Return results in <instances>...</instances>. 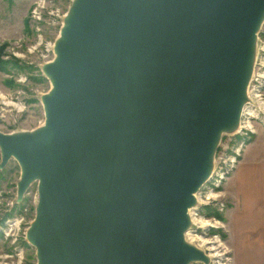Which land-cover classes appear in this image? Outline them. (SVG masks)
Wrapping results in <instances>:
<instances>
[{"label": "water", "instance_id": "1", "mask_svg": "<svg viewBox=\"0 0 264 264\" xmlns=\"http://www.w3.org/2000/svg\"><path fill=\"white\" fill-rule=\"evenodd\" d=\"M264 0H72L42 66L43 123L0 132L36 182L35 264H190L187 211L235 132Z\"/></svg>", "mask_w": 264, "mask_h": 264}, {"label": "rangeland", "instance_id": "2", "mask_svg": "<svg viewBox=\"0 0 264 264\" xmlns=\"http://www.w3.org/2000/svg\"><path fill=\"white\" fill-rule=\"evenodd\" d=\"M71 1L0 0V58L6 61L4 71L0 70L1 133L30 131L43 123L41 96L48 91L49 81L42 66L54 57L53 43ZM257 37L262 51L256 61L261 63L264 61V20ZM12 60L16 61V66L10 64ZM258 73H264V66L258 68ZM260 85L261 90L255 94L259 95L263 106L264 78ZM252 105L259 106L254 102ZM246 109L251 112L250 108ZM247 122L253 126L252 130H244ZM238 125L244 128L240 134L226 132L220 136L212 160L213 175L196 193L191 215L195 220L187 231L215 247V251L206 253L220 254L212 257L210 264H235L232 218L237 198L233 194V172L243 151H246L244 164L247 168L243 187L247 192L249 178L246 177L251 174L252 166L264 162V114L239 119ZM255 136L256 140L252 142ZM19 177L20 170L13 159L0 168V264H35L34 249L27 243L25 233L34 216L36 182H32L17 200ZM200 221H206L207 225L201 226ZM186 241H189L188 236ZM193 244L198 246L199 243ZM238 264L252 263L243 261L241 256Z\"/></svg>", "mask_w": 264, "mask_h": 264}, {"label": "crops", "instance_id": "3", "mask_svg": "<svg viewBox=\"0 0 264 264\" xmlns=\"http://www.w3.org/2000/svg\"><path fill=\"white\" fill-rule=\"evenodd\" d=\"M264 139V131L262 134ZM256 140V136L252 142ZM250 144V143H249ZM248 147V146H247ZM246 147V149H247ZM245 150L233 172L236 194V211L232 222L234 230L235 264L245 259L252 264H264V162L252 166L247 181L248 192L243 187ZM243 181V182H242Z\"/></svg>", "mask_w": 264, "mask_h": 264}, {"label": "bare ground", "instance_id": "4", "mask_svg": "<svg viewBox=\"0 0 264 264\" xmlns=\"http://www.w3.org/2000/svg\"><path fill=\"white\" fill-rule=\"evenodd\" d=\"M255 42H256V39H255ZM262 63H264V61ZM250 77H251V74H250ZM250 77H249V79H250ZM259 77L264 78V73H261L259 75ZM248 83H249V80H248ZM248 83H247V87H248ZM247 87H246V94L248 92L247 91L248 90ZM250 99H251L252 102H254L255 104L259 105L261 107V110H264V107H263L264 105L263 106L260 105L262 103L260 102V99H258L257 95L253 96ZM254 112L255 111L252 110L251 112H248L245 116H251V115L255 116V114H253ZM249 123L250 122H247V124L244 125V128L245 129H248V130H252L253 126L251 124H249ZM247 125H250L251 127H249ZM211 195L212 194H210V196ZM194 199H196V194H194ZM191 215H193V212H192V209H189L187 211V216H188V220H189L190 225H192V221L195 220L194 218H192ZM199 223L201 224V226H206L207 225V222L206 221H200ZM186 236H188L189 241H186ZM184 240L188 244H190L191 246H193L195 249H197L204 256V258H205V261H203L204 264H210L212 257H217V256L220 255L219 253H206L205 251H215V247L210 246V242L208 240H206V239H203V238H201L199 236H195V235L192 236V233H188L187 232L186 235L184 234ZM193 242H198L199 243L198 246L197 245H194Z\"/></svg>", "mask_w": 264, "mask_h": 264}, {"label": "built area", "instance_id": "5", "mask_svg": "<svg viewBox=\"0 0 264 264\" xmlns=\"http://www.w3.org/2000/svg\"><path fill=\"white\" fill-rule=\"evenodd\" d=\"M258 42H259V38L257 37V35H256V42H255V51H254V59H253V66H252V71H251V77H250V79H249V83H248V92H247V94H246V97H247V101H246V103H245V105L243 106V108H242V111H241V117H240V119H242V118H247V117H250V116H245L248 112L246 111L247 109V107L248 108H250V110L252 111H255L253 114H258V113H263L264 114V110H261V108L258 106V108H260V110L261 111H259V109L257 108V106H253L252 104H253V102L251 101V97H250V95L253 97V96H255V95H257V94H255V92H257V91H259V90H261V85H260V80L262 79L261 77H259V75L261 74V73H258L257 74V70H258V68L261 66H264V63H258L257 61H256V57L259 55V52L260 51H262V48H261V46L258 44ZM263 64V65H262ZM257 97H259V95H257ZM251 102H252V104H251ZM252 116V115H251ZM254 117V116H253ZM244 129L243 128V126L241 127V126H239L238 125V127H237V129L235 130V132H233V134H240V132H242V129ZM244 130H248V129H244ZM213 169H212V172H211V175H210V177H209V179H208V182H209V180L211 179V176L213 175ZM207 182V183H208Z\"/></svg>", "mask_w": 264, "mask_h": 264}, {"label": "trees", "instance_id": "6", "mask_svg": "<svg viewBox=\"0 0 264 264\" xmlns=\"http://www.w3.org/2000/svg\"><path fill=\"white\" fill-rule=\"evenodd\" d=\"M2 50V46H0V51ZM14 62H15V65H14ZM12 66H16V61L12 60L11 63H10ZM4 67H6V61L4 60H1L0 58V70L1 71H4Z\"/></svg>", "mask_w": 264, "mask_h": 264}]
</instances>
